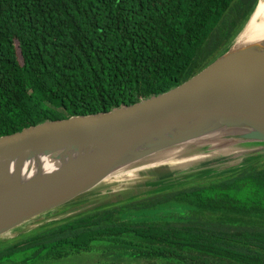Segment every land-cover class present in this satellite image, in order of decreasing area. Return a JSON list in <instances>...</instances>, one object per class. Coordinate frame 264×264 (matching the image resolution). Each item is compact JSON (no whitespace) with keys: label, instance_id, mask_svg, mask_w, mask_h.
I'll list each match as a JSON object with an SVG mask.
<instances>
[{"label":"trees","instance_id":"16d2710c","mask_svg":"<svg viewBox=\"0 0 264 264\" xmlns=\"http://www.w3.org/2000/svg\"><path fill=\"white\" fill-rule=\"evenodd\" d=\"M257 2L0 0V137L182 84L232 43ZM210 172L0 239V264L83 253L92 264H264V162Z\"/></svg>","mask_w":264,"mask_h":264},{"label":"water","instance_id":"95a60500","mask_svg":"<svg viewBox=\"0 0 264 264\" xmlns=\"http://www.w3.org/2000/svg\"><path fill=\"white\" fill-rule=\"evenodd\" d=\"M242 30L208 66L162 94L0 137V237L72 205L119 169L168 149L186 146V155H196L256 145L230 155L245 159L217 173L264 154V37L238 42ZM206 170L172 174L144 187L184 183L192 178L183 177Z\"/></svg>","mask_w":264,"mask_h":264},{"label":"rangeland","instance_id":"374dc122","mask_svg":"<svg viewBox=\"0 0 264 264\" xmlns=\"http://www.w3.org/2000/svg\"><path fill=\"white\" fill-rule=\"evenodd\" d=\"M229 46L230 43L223 45L222 47L228 48ZM254 147H256V145H250L246 147L243 146L241 148L230 151L229 154L215 152L207 154L204 153L208 156L207 158L182 168H171L165 166L152 170H143L141 172H138L136 176L132 179L113 182L111 184L98 187L95 190L89 192L88 194L78 198V203L75 206L72 207V205H70L67 209L63 210V208L67 207L65 206L63 208H59L51 212L45 213L39 217H36L24 223L17 230H14L1 236L0 239H2L3 237V240L14 239L21 234L29 232L30 230H33L36 227L45 224L46 222L63 219L96 206L119 203L128 199L131 196H146L147 192L145 191L147 189H145L144 184L148 181L157 180L160 178L167 180L168 177L172 174L196 172L204 168H209L211 172H217L224 168L233 167L234 165H240L245 158L231 159L229 158L230 155L237 151L248 150ZM200 153L203 154L202 151H198V154ZM215 154H219V156H211ZM254 158H258V161L264 162V154H260L258 155V157L254 156ZM176 177L177 176L171 178L174 179ZM86 255L88 254L83 253L80 255L71 256L59 262H52V264H92L96 262L97 256Z\"/></svg>","mask_w":264,"mask_h":264},{"label":"bare ground","instance_id":"6f19581e","mask_svg":"<svg viewBox=\"0 0 264 264\" xmlns=\"http://www.w3.org/2000/svg\"><path fill=\"white\" fill-rule=\"evenodd\" d=\"M263 37H264V0H260L254 14L252 15L249 22L246 24L244 29L242 30V32L240 33L239 37L237 38V41L238 42L253 41ZM188 149L189 148L186 146L183 148H172L148 156L139 161H136L135 163L127 165L119 169L118 171L114 172L113 174L108 176L97 187L108 185L113 182L132 179L141 170L143 171L147 169H152L156 167H165V166L171 168H182L197 163L208 157L207 155L201 153L196 155H186V151ZM230 151H232V149H226L215 153L229 154ZM216 155L219 156V154H215L211 156H216ZM95 189L96 188H94V190Z\"/></svg>","mask_w":264,"mask_h":264},{"label":"flooded vegetation","instance_id":"af4514ba","mask_svg":"<svg viewBox=\"0 0 264 264\" xmlns=\"http://www.w3.org/2000/svg\"><path fill=\"white\" fill-rule=\"evenodd\" d=\"M214 173H217V172H211V174H214Z\"/></svg>","mask_w":264,"mask_h":264}]
</instances>
